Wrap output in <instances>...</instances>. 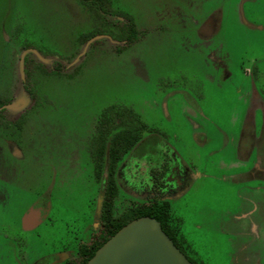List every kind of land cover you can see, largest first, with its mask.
Listing matches in <instances>:
<instances>
[{
  "label": "rangeland",
  "instance_id": "374dc122",
  "mask_svg": "<svg viewBox=\"0 0 264 264\" xmlns=\"http://www.w3.org/2000/svg\"><path fill=\"white\" fill-rule=\"evenodd\" d=\"M96 1L0 0V117L12 120L0 124V264H64L60 252L98 236L90 149L104 114L139 137L109 164L111 214L158 199L123 189L150 184L161 157L179 173L162 198L177 247L231 264V227L264 225V0ZM35 201L42 222L25 231ZM254 235L264 248V226Z\"/></svg>",
  "mask_w": 264,
  "mask_h": 264
},
{
  "label": "flooded vegetation",
  "instance_id": "af4514ba",
  "mask_svg": "<svg viewBox=\"0 0 264 264\" xmlns=\"http://www.w3.org/2000/svg\"><path fill=\"white\" fill-rule=\"evenodd\" d=\"M83 2L87 4H93V5L98 3L96 0H88V1H83ZM125 20H126L127 26L129 27L128 28L129 31H133L136 29V28L134 29L135 27L134 23H132L131 21L127 19ZM122 27H120L119 30H121ZM124 32H127V28H123V31L121 34L124 35ZM11 123H12V120H10L9 118H6L5 115L3 117H0V124H2V126H4L5 128H9ZM120 131L121 130H119V134H124V135L134 134V136L138 137V134H137L138 131L136 128L135 129L132 128L131 130L123 129L121 132ZM111 132L112 130L109 125V116L107 114L100 116L98 120L96 121V125L94 128V135H96L94 138V143H93L94 145H92L90 149L95 178L101 184L100 199H99L101 204L99 206V210L97 211L98 212L97 215L99 218H102L101 209L103 208L104 201L107 200V191H108L107 181L109 178L108 169H109V153L111 150V138H110ZM254 134H255L254 131L251 130L250 128L248 130H245V133H241L240 141L244 143V148H246L247 145L251 144V148L247 150L248 155L245 158V160H248V157L250 156V152L252 151L251 149H253L252 146L255 145V141H254L255 135ZM118 141L122 143H126L125 139H119ZM137 142H138V139L137 141H135V143L131 147H133ZM123 149L124 147L121 148V150ZM157 169L158 171L154 172L150 178V179H153V181L150 184H146V185L144 184L145 185L144 189H143L144 185L142 183V180L138 179L137 181L136 179L133 185L130 186L129 191H127L126 189H123V190L129 195H131V193L137 195V193H142L145 191V192H149L152 195H155L153 196L155 198L165 200L162 198L166 196V194L173 193L172 186L170 185L171 184L170 180L172 181V179L174 180V178L177 179V177L179 176V173L176 172L175 166L173 164H169L168 161L162 160L161 157L157 163ZM257 171H260L259 176L263 177L264 175L263 164L257 165ZM242 174H244V172ZM169 175H171V179L170 177L169 179L167 178ZM140 183L142 184L141 186H139ZM157 183H162L160 188H158ZM119 185L121 186V184ZM153 197H150V198H153ZM36 202L37 201H35L34 204L29 205L27 209L23 211L24 216L22 217L21 222L23 224V229L25 231L31 230L32 228L38 226L42 222V205L36 206L35 205ZM252 204L254 208L255 204L253 201H252ZM261 226L263 227L264 225L263 224L257 225L253 223L252 226L249 228L244 225L242 226L233 225L231 227L230 231L233 232L236 236L235 244L232 246V250L230 253L231 264H251L250 260H251V255L255 252L254 249L255 250L257 249L256 251L261 255L264 253V248H260V247L256 248L254 246L255 245L254 241H255V236H256L254 235V232L255 230H257V228L259 229ZM104 232H105V225L101 223V228H100V232L98 236L86 242V246L90 247L96 242L101 241ZM57 257L58 258L56 261L59 263H64V264H80L82 260V256L80 253H78L77 255H71V254L66 253L65 251L60 252L57 255ZM186 257L193 264H196L195 261H193L187 255ZM259 258L261 260L262 256H260Z\"/></svg>",
  "mask_w": 264,
  "mask_h": 264
},
{
  "label": "water",
  "instance_id": "95a60500",
  "mask_svg": "<svg viewBox=\"0 0 264 264\" xmlns=\"http://www.w3.org/2000/svg\"><path fill=\"white\" fill-rule=\"evenodd\" d=\"M84 264L193 263L164 232L157 219L143 215L117 229Z\"/></svg>",
  "mask_w": 264,
  "mask_h": 264
},
{
  "label": "trees",
  "instance_id": "16d2710c",
  "mask_svg": "<svg viewBox=\"0 0 264 264\" xmlns=\"http://www.w3.org/2000/svg\"><path fill=\"white\" fill-rule=\"evenodd\" d=\"M83 1H88V0H83ZM123 129L131 130L132 128L131 127L122 128L121 125L111 127L112 130L111 150L109 153L110 156L109 164L111 169L114 168L113 164L120 159L118 155L124 153L121 152L120 149L122 147H124V149L130 148L138 139V137L134 136V134H127V135L119 134V130L122 131ZM119 139H125L126 143H122L118 141ZM107 187H108L107 200H105L103 203V211H102V217L105 225V232L102 236L101 241L96 242L90 247L85 246L80 251V254L82 256V260L80 264H84L87 261V259L93 255L95 250L122 225H124L126 222L130 221L133 218L143 215L152 216L155 219H157L160 222L164 232L173 240L174 244L177 245L173 232L169 230L167 224L169 222V212H170V205L168 201L161 199H154L148 203H142L137 206H134L131 208L130 215L128 216V218L120 221L119 218L114 217L111 214V206H112V202L114 201V196L116 193V182L112 177L108 178Z\"/></svg>",
  "mask_w": 264,
  "mask_h": 264
}]
</instances>
